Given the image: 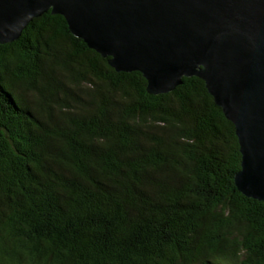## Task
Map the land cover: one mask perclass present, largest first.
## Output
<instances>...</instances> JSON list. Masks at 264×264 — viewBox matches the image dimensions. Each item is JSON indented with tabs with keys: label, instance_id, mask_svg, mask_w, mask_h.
I'll return each mask as SVG.
<instances>
[{
	"label": "trees",
	"instance_id": "obj_1",
	"mask_svg": "<svg viewBox=\"0 0 264 264\" xmlns=\"http://www.w3.org/2000/svg\"><path fill=\"white\" fill-rule=\"evenodd\" d=\"M36 17L0 43V264H264V202L199 77L151 94Z\"/></svg>",
	"mask_w": 264,
	"mask_h": 264
},
{
	"label": "water",
	"instance_id": "obj_2",
	"mask_svg": "<svg viewBox=\"0 0 264 264\" xmlns=\"http://www.w3.org/2000/svg\"><path fill=\"white\" fill-rule=\"evenodd\" d=\"M50 10L114 69L141 72L151 94L202 79L235 126L237 189L264 202V0H0V43Z\"/></svg>",
	"mask_w": 264,
	"mask_h": 264
}]
</instances>
